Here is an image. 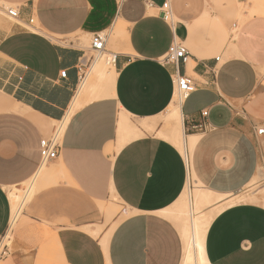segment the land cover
I'll list each match as a JSON object with an SVG mask.
<instances>
[{
	"label": "crops",
	"instance_id": "crops-1",
	"mask_svg": "<svg viewBox=\"0 0 264 264\" xmlns=\"http://www.w3.org/2000/svg\"><path fill=\"white\" fill-rule=\"evenodd\" d=\"M0 1L19 12L16 22L0 19V239L10 224L0 264H182L180 230L163 213L192 177L217 194H237L264 175V134H257L264 128V15H257L264 7L248 0ZM165 4L175 21L164 18ZM237 8L245 10L240 25ZM111 31L116 53L106 49ZM96 34L115 55L114 88L64 121L85 77L84 42L90 48ZM174 42L189 54L179 74L197 84L178 96L184 134L198 136L191 153L157 136L176 94L175 69L161 62ZM120 115L138 127L157 124L121 143ZM61 120L60 153L42 166L40 139ZM199 123L204 129L194 130ZM30 181L37 189L13 219L9 192ZM112 202L123 218L103 242L120 216ZM110 206L115 215L107 221ZM204 255L208 264H264V206L244 202L216 214Z\"/></svg>",
	"mask_w": 264,
	"mask_h": 264
},
{
	"label": "bare ground",
	"instance_id": "bare-ground-1",
	"mask_svg": "<svg viewBox=\"0 0 264 264\" xmlns=\"http://www.w3.org/2000/svg\"><path fill=\"white\" fill-rule=\"evenodd\" d=\"M254 1L255 0H248V2H254ZM104 62L107 66L113 65V64H109L105 60ZM95 63L93 64L94 66L91 67L92 70L89 69L90 72H88L89 71L88 70L87 71L88 73L86 72L83 81H81V84L79 85L75 98L72 102V106L70 107V110L67 113L66 119H64V121H68L71 115L78 108L82 107V104L84 102L100 99L106 95L111 94L114 88V81H115L114 68L112 67L106 70L103 64L100 63V61H97L96 64ZM180 103H181L180 99L175 94V97L172 100V103L170 104L168 111L166 113V117L164 119L165 121L164 130L158 132L157 136L173 144L175 147H177L180 150V152L181 151L184 152V149H187V151L191 153L194 145L196 144L198 140V136H185L184 131H183V126H182V118L180 114ZM154 126H155L154 123L144 122V123H141V125L138 127L133 122H131L127 116L120 115V118L118 121L119 141L122 143V142H127L135 138H138L143 135V131L153 132ZM41 171L38 174L39 177H40V174L42 173ZM44 173H42V176ZM35 186L37 185L35 184ZM187 186H188V183L186 187ZM32 187L33 186L30 187L31 191H29V193L26 191L28 194L24 190H23L24 192L22 191V194H21V191L18 188H14L12 191L9 192V200L12 204V210H13V219L15 218V215L18 209H20V206L22 207L21 204L25 205L24 203H26L29 200V198L35 193L37 188L32 189ZM184 191L181 194L180 198L173 205V207L175 208L173 207L169 208L163 213L167 218L175 220V222L177 223L179 227L180 234H181L183 243L185 245V254H184L182 264H208L205 259V255H204V240H205L206 231L209 226L210 219H211L210 216L206 212H204V210L207 207L217 209L218 207H216V205L222 201H225V203L224 202L223 203L229 204L230 206L238 204V203H244V202H248L251 204H262L264 206V196L256 197V195L252 196L253 195L252 194L251 195L252 197H249V196L248 197L247 196L231 197L233 194H225L223 197L219 199L217 203L210 204L209 203L210 193L201 192L198 194V197L203 204L208 205V206H201L200 204L196 203L195 207L190 208V207H187L183 202ZM107 209H112L111 211L107 210L108 212L105 211L106 209L104 210L105 212H107L106 218L108 220L110 218L109 214L112 215L113 213L112 212L113 208L110 206V207H107ZM111 230H109V232H107L104 235L103 242L107 241L106 239L110 235ZM96 232L99 233V231H93V234H96Z\"/></svg>",
	"mask_w": 264,
	"mask_h": 264
},
{
	"label": "built area",
	"instance_id": "built-area-1",
	"mask_svg": "<svg viewBox=\"0 0 264 264\" xmlns=\"http://www.w3.org/2000/svg\"><path fill=\"white\" fill-rule=\"evenodd\" d=\"M118 4H121L122 2L126 0H117ZM164 18H168V14H170V9L168 7V4H165L163 6ZM0 17L7 19L9 21H18L19 19V12L18 9L15 6L5 4L0 1ZM29 24L33 23V20H29ZM105 44H106V36L104 34H96L92 36L91 42H90V50L92 52H95L98 57L107 56L105 61H107L109 64H113L115 60V55L111 53H107L105 50ZM188 50L181 42H174L169 49V52L166 54V56L161 60V62L164 65H172L175 69V75H174V88L176 91V94L179 96V98L183 99L192 94L197 89V84L195 80L192 77L186 76L184 74H179V68L182 64H185L188 58ZM97 57V58H98ZM96 59H88L84 58L81 67L79 70H84L83 76L86 74V72L91 68L93 62ZM219 58H216V61L218 62ZM66 72L63 71L60 74L61 78H65ZM202 117H205L207 115L206 112L201 113ZM64 128V121L57 122L50 135L46 138L40 139L39 142V153H40V163L43 166L44 164L56 159L60 153L61 149V135ZM194 130L201 131L204 129V125L202 123H199L193 127ZM258 135L264 134V128H260L257 130ZM18 218V215H17ZM17 220V219H16ZM11 223V220H10ZM10 230V224L8 227V231L6 232L5 236L8 234ZM4 238V237H3ZM2 240V239H1ZM7 246H3L2 251H0V256L3 257L5 255L4 249Z\"/></svg>",
	"mask_w": 264,
	"mask_h": 264
},
{
	"label": "rangeland",
	"instance_id": "rangeland-1",
	"mask_svg": "<svg viewBox=\"0 0 264 264\" xmlns=\"http://www.w3.org/2000/svg\"><path fill=\"white\" fill-rule=\"evenodd\" d=\"M251 3H253V4H259L260 6L264 7V0H255L254 2H251ZM237 12L238 13L236 15V19H237L238 25H240L242 23V21H243V18L241 17V14H243L245 12V10L243 8H237ZM257 15H264V13L257 14ZM0 19H1V17H0ZM170 19H173L174 21L176 20V17L174 16L173 13L172 14H168V20H170ZM222 32H223L222 33L223 34V39H224V42H225V41L228 40L229 35H231V34L234 35L235 30H234V28L231 27V28H229V29H227L225 31L223 30ZM108 35H109V40H108V45H107L106 49L108 51L112 52V53H116V50H115V48L112 45H114V43H115V41L117 40L118 37L115 38L113 36L112 31L111 32H108ZM84 50H85V53H86V58H88V59H92V58L96 59L93 62V64L95 62L97 63V61H100V63L103 64V66L105 67L106 70L112 68V66H107L105 64V62H104V60L107 58L106 55L105 56H102V57H98L95 52H92L90 50V48H89V42H84ZM93 64H92V66H94ZM90 70H92V69L90 68ZM90 70L88 72H90ZM165 117H166V115L163 116L162 119H161L164 126H165V121H164ZM152 123H154L155 125L157 124L156 121H152ZM54 125H55V123L52 124V126H54ZM185 134L187 135L188 132H185ZM192 178H193L192 179L193 182L190 181V183H188V186L186 187V189L184 191V199H183V202H184V204L187 207H190V208L191 207H195V204L196 203L200 204L201 206H208V205L203 204L200 201V199L198 197V194L201 193V192H209L210 193V199H209V201H210L209 203L210 204L217 203L219 201V199L225 195V194H217L215 192H212L211 190L206 189L205 187H203L202 185H200L197 182V180L195 179L194 176ZM32 184H34V183L30 182V183L24 184L21 187H19L18 189H20L21 194H22V191L23 190L25 192L27 191L29 193V191H31V188H30L31 186H33L32 189L36 187L35 184L34 185H32ZM255 185H253V186H247L244 190H242L241 192H239L237 194H233L231 197H235V196H247V197L249 196V197H252V196H255V195H256V197H259V196L262 197V196H264V175L263 174H261V176L259 177V179H258V181H257V183ZM223 202L225 203V201H222V202H219V204L216 205V207H218L217 209H213L211 207H207L204 210V212H206L210 216V218L213 219V217L216 214H218L220 211H222L223 209H225V208H227V207L230 206L229 204H224ZM245 203H248V202H245ZM111 205H112V207H114V209L116 211L115 214H118L120 216L116 219V221H114L113 223H111L109 225L108 230H110L111 228H113L116 225V223H118L123 218V216H122V207L118 203H116V202H112ZM23 206L24 205H22V207ZM173 208H175V207H173ZM20 214H21V211H20L19 215ZM19 215H18V217H19ZM211 219H210V221H211ZM107 221H109V220H107ZM171 221L176 225V227H178V225L175 222V220L171 219ZM3 246H10V235L9 234H7L6 236L4 235V238H2V240L0 239V251H2ZM184 254H185V245H184Z\"/></svg>",
	"mask_w": 264,
	"mask_h": 264
}]
</instances>
